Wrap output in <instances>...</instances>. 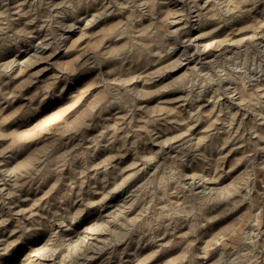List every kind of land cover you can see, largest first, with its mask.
Segmentation results:
<instances>
[{"label":"rangeland","instance_id":"374dc122","mask_svg":"<svg viewBox=\"0 0 264 264\" xmlns=\"http://www.w3.org/2000/svg\"><path fill=\"white\" fill-rule=\"evenodd\" d=\"M80 1L0 0V264H264V0Z\"/></svg>","mask_w":264,"mask_h":264},{"label":"bare ground","instance_id":"6f19581e","mask_svg":"<svg viewBox=\"0 0 264 264\" xmlns=\"http://www.w3.org/2000/svg\"><path fill=\"white\" fill-rule=\"evenodd\" d=\"M17 1V0H16ZM26 1V0H25ZM70 1H72V0H70ZM83 1V0H82ZM82 1H80V2H82ZM117 1V0H116ZM120 1V0H119ZM126 1V0H125ZM142 1V0H141ZM32 2V1H31ZM31 2H29V3H31ZM68 2H69V0H68ZM86 2H88V1H86ZM96 2V1H95ZM94 2V3H95ZM122 2V1H121ZM124 2V1H123ZM144 2V1H143ZM142 2V3H143ZM157 2V1H156ZM161 2V1H160ZM160 2H159V4H160ZM13 3V2H12ZM76 3V2H75ZM115 3H117V2H115ZM169 3V2H168ZM52 4V3H51ZM64 5L66 4V3H63ZM79 4V3H78ZM101 4V3H100ZM157 4V3H156ZM28 5V4H27ZM67 5V4H66ZM106 5V4H105ZM111 5H113V4H111ZM121 5H124V3H122V4H120V6ZM131 5V4H130ZM158 5V4H157ZM34 6V5H33ZM77 6H79V5H77ZM125 6V5H124ZM123 6V7H124ZM203 6V5H202ZM48 7V6H47ZM67 7H68V5H67ZM72 7V6H71ZM99 7V6H98ZM145 7V6H144ZM184 7V6H183ZM188 7V6H187ZM12 8V7H11ZM33 8V7H32ZM31 8V9H32ZM61 8V7H60ZM87 8V7H86ZM102 8V7H101ZM132 8H133V6H132ZM131 8V9H132ZM26 9V8H25ZM37 9V8H36ZM51 9V8H50ZM69 9V8H68ZM73 9V8H72ZM71 9V10H72ZM76 9H77V7H76ZM84 9V8H83ZM93 9V8H92ZM190 9V8H189ZM193 9V8H192ZM194 9H196V8H194ZM79 10V9H78ZM107 10V9H106ZM110 10H113V8L112 9H110ZM58 11H60V10H58ZM86 11V10H85ZM105 11V10H104ZM134 11V10H133ZM100 12V11H99ZM130 12H132V11H130ZM161 12V11H160ZM159 12V13H160ZM253 12V11H252ZM20 13V12H19ZM58 13V12H57ZM66 13V12H65ZM75 13V12H74ZM141 13H142V11H141ZM15 14H16V12H15ZM18 14V13H17ZM69 14V13H68ZM99 14V13H98ZM129 14V13H128ZM136 14V13H135ZM140 14V13H139ZM105 15V14H104ZM108 15V14H107ZM131 15H133V14H131ZM142 15V14H141ZM13 16V15H12ZM58 17H59V15H57ZM56 16V17H57ZM67 16V15H66ZM127 16V15H126ZM139 16V15H138ZM225 16V15H224ZM229 16V15H228ZM29 17H30V15H29ZM33 17V16H32ZM57 17V18H58ZM92 17H93V15H92ZM99 17V16H98ZM128 17V16H127ZM141 17V16H140ZM4 18V17H3ZM13 18V17H12ZM63 18V17H62ZM94 18H95V14H94ZM190 18V17H189ZM201 18V17H200ZM5 19V18H4ZM132 19V18H131ZM151 19V18H150ZM180 19V18H179ZM196 19V18H195ZM57 20V19H56ZM133 21H134V19H132ZM171 20V19H170ZM170 20H168V21H170ZM186 20V19H185ZM202 20V19H201ZM218 20H221V19H218ZM217 20V21H218ZM223 20V19H222ZM221 20V21H222ZM2 21V20H1ZM6 21V20H5ZM15 21V20H14ZM25 21V20H24ZM95 21V20H94ZM167 21V22H168ZM200 21V20H199ZM226 21V20H225ZM40 22V21H39ZM47 22V21H46ZM88 22H90V21H88ZM98 22V21H97ZM146 22H148V21H146ZM171 22V21H170ZM214 22H215V20H214ZM27 23V22H26ZM59 23V22H58ZM169 23V22H168ZM186 23V22H185ZM235 23H237V22H235ZM44 24V23H43ZM60 24V23H59ZM73 24H75V23H73ZM110 24V23H109ZM109 24H108V26H109ZM111 24H113V22L111 21ZM121 24V23H120ZM123 24V23H122ZM228 24V23H227ZM37 25V24H36ZM39 25H41V24H39ZM77 25V24H76ZM98 25V24H97ZM125 25V24H124ZM212 25V24H211ZM220 25H222V24H220ZM220 25L218 26L219 28H220ZM228 25H230V24H228ZM235 25V24H234ZM4 26V25H3ZM23 26V25H22ZM81 26V25H80ZM111 26V25H110ZM123 26V25H122ZM157 26V25H156ZM227 26V25H226ZM24 27V26H23ZM42 27V26H41ZM13 28V27H12ZM38 28H40V27H38ZM91 28V27H90ZM110 28V27H109ZM125 28V27H124ZM262 28V27H261ZM33 29V28H32ZM108 29V28H107ZM111 29V28H110ZM121 29H123V28H121ZM213 29V28H212ZM16 30V29H15ZM116 30V29H115ZM114 30V31H115ZM3 31H5L4 29H3ZM12 31V30H11ZM44 31V30H43ZM66 31V30H65ZM124 31V30H123ZM46 32V31H45ZM111 32V31H110ZM122 32V31H121ZM154 32H157V31H154ZM213 32V31H212ZM1 33H2V31H1ZM5 33H6V31H5ZM9 33V32H8ZM7 33V34H8ZM48 33V32H47ZM123 33V32H122ZM174 33V32H173ZM202 33V32H201ZM13 34V33H12ZM62 34V33H61ZM168 34V33H167ZM202 34H204V33H202ZM216 34V33H215ZM221 34V33H220ZM264 34V33H263ZM43 35V34H42ZM48 35V34H47ZM104 35V34H103ZM210 35V34H209ZM213 35V34H212ZM6 36V35H5ZM11 36V35H10ZM61 36V35H60ZM63 36H65V35H63ZM68 36V35H67ZM68 37H70V36H68ZM42 38V37H41ZM61 38V37H60ZM202 38V37H201ZM259 38V37H258ZM7 39V38H6ZM67 39V38H66ZM190 39V38H189ZM212 39V36H211V38L209 39V40H211ZM213 39H215V38H213ZM212 39V41H214ZM111 40V39H110ZM208 40V41H209ZM230 40V39H229ZM10 41H12V40H10ZM45 41V40H44ZM173 41V40H172ZM6 42V41H5ZM4 42V43H5ZM19 42V41H18ZM46 42V41H45ZM179 42V41H178ZM183 42V41H182ZM17 43V42H16ZM35 43V42H34ZM138 43V42H137ZM172 43V42H171ZM205 43V42H204ZM211 43V41H209V42H207V45L208 44H210ZM6 44H7V42H6ZM140 44V43H139ZM185 44V43H184ZM41 45V44H40ZM107 45V44H106ZM110 45V44H109ZM112 45V44H111ZM143 45V44H142ZM176 45V44H175ZM200 45V44H199ZM198 45V46H199ZM3 46V45H2ZM103 46V45H102ZM143 46H145V45H143ZM206 46V45H205ZM122 47V46H121ZM35 48L36 47H34V50H35ZM39 48V47H38ZM42 48V47H41ZM178 48V47H177ZM196 48V47H195ZM31 49V48H30ZM29 49V50H30ZM36 50H39V49H36ZM116 50V49H115ZM150 50H151V48H150ZM150 50H148V51H150ZM154 50V49H153ZM172 50H175V49H173L172 48ZM185 50V49H184ZM189 50V49H188ZM20 51V50H19ZM151 52V51H150ZM162 52V51H161ZM188 52V51H187ZM118 53V52H117ZM170 53V52H169ZM173 53V52H172ZM192 53V52H191ZM224 53V52H223ZM116 54V53H115ZM160 54H162V53H160ZM182 54V53H181ZM43 55V54H42ZM94 56V55H93ZM158 56V55H157ZM156 56V57H157ZM161 56V55H160ZM164 56V55H163ZM171 56V55H170ZM186 56V55H185ZM221 56V55H220ZM34 57V56H33ZM105 57V56H104ZM107 57V56H106ZM167 57V56H166ZM172 57V56H171ZM170 57V58H171ZM181 57V56H180ZM200 57V56H199ZM7 58V57H6ZM14 58V57H13ZM161 58V57H160ZM169 58V59H170ZM37 59V58H36ZM175 59V58H174ZM214 59V58H213ZM34 60V59H33ZM166 60V59H165ZM179 60V59H178ZM211 60H212V58H211ZM89 61V60H88ZM91 61V60H90ZM102 61V60H101ZM154 61V60H153ZM184 61V60H183ZM195 61V60H194ZM86 62V61H85ZM155 62V61H154ZM97 63V62H96ZM157 63V62H156ZM14 64V63H13ZM93 64V63H92ZM22 65V64H21ZM99 65V64H98ZM167 65V64H166ZM170 65V64H169ZM172 65V64H171ZM10 67V66H9ZM3 68V67H2ZM24 68V67H23ZM19 69V68H18ZM158 69V68H157ZM14 70V69H13ZM199 71V70H198ZM144 72V71H143ZM164 72V71H163ZM162 72V73H163ZM58 73H59V71H58ZM162 73H161V75H162ZM68 76V75H67ZM159 76V75H158ZM145 80V79H144ZM147 81V80H146ZM145 81V82H146ZM180 82V81H179ZM66 83V82H65ZM159 83V82H158ZM184 83V82H183ZM143 84H144V82H143ZM156 85V84H155ZM183 85V84H182ZM11 86V85H10ZM139 86V85H138ZM151 86H153V85H151ZM8 88V87H7ZM10 89V88H9ZM219 89V88H218ZM161 90V89H160ZM182 90V89H181ZM8 91V90H7ZM163 93V92H162ZM14 94V93H13ZM196 94V93H195ZM8 95V94H7ZM15 95V94H14ZM191 96V95H190ZM12 97H13V95H12ZM190 98V97H189ZM202 99H203V97H201ZM11 99V98H10ZM191 103V102H190ZM193 103V102H192ZM193 105V104H192ZM161 106V105H160ZM163 107V106H162ZM167 107V106H166ZM198 107H200V106H198ZM161 108V107H160ZM151 111V110H150ZM197 110H195V112H196ZM159 113V112H158ZM163 113V112H162ZM191 113V112H190ZM156 114V113H155ZM160 115H161V113H160ZM194 115V114H193ZM192 115V116H193ZM122 116V115H121ZM165 116V115H164ZM114 117V116H113ZM165 118V117H164ZM151 120V119H150ZM125 122V121H124ZM117 124V123H116ZM158 124H159V122H158ZM198 124V123H197ZM152 125V124H151ZM103 126V125H102ZM143 126V125H142ZM112 127V126H111ZM110 128V127H109ZM194 128V127H193ZM103 129V128H102ZM115 129V128H114ZM101 130V129H100ZM99 130V131H100ZM129 130V129H128ZM104 131V130H103ZM114 131V130H113ZM117 131V130H116ZM130 131V130H129ZM105 132V131H104ZM109 132V131H108ZM112 133V132H111ZM198 133V132H197ZM102 134V133H101ZM122 134V133H121ZM116 135V134H115ZM160 135H162V134H160ZM185 135V134H184ZM123 136V135H122ZM189 136V135H188ZM193 136V135H192ZM95 137V136H94ZM108 137V136H107ZM88 138H89V136H88ZM125 138V137H124ZM124 138H123V140H124ZM103 140H104V138H102ZM110 139V138H109ZM108 139V140H109ZM177 139V138H176ZM175 139V140H176ZM186 139V138H185ZM136 140V139H135ZM161 140V139H160ZM174 140V139H173ZM188 140V139H187ZM73 141V140H72ZM128 141V140H127ZM166 141V140H165ZM170 141H172V139L170 140ZM194 141V140H193ZM134 142V141H133ZM156 142V141H155ZM221 142V141H220ZM76 143V142H75ZM182 143V142H181ZM227 143V142H226ZM171 144V143H170ZM178 144V143H177ZM191 144V143H190ZM76 145V144H75ZM121 145H123V143L121 144ZM189 145V144H188ZM186 146V145H185ZM128 147V146H127ZM94 148V147H93ZM173 148V147H172ZM184 149V148H183ZM192 149V148H191ZM219 149V148H218ZM159 151V150H158ZM92 152V151H91ZM104 153V152H103ZM143 153H144V151H143ZM159 153V152H158ZM208 153V152H207ZM125 154V153H124ZM160 154V153H159ZM173 154V153H172ZM184 155V154H183ZM182 155V156H183ZM206 155H208V154H206ZM109 156V155H108ZM144 156V155H143ZM159 156V155H158ZM157 156V157H158ZM197 156V155H196ZM195 156V157H196ZM200 156V155H199ZM106 157V156H105ZM156 157V158H157ZM178 158V157H177ZM201 158V157H200ZM256 158V157H255ZM264 158V157H263ZM141 159V158H140ZM91 160V159H90ZM148 160H150V159H148ZM152 160V159H151ZM260 160V159H259ZM147 161V160H146ZM9 162V161H8ZM107 162V161H106ZM5 163V162H4ZM12 163V162H11ZM153 164V163H152ZM258 164L259 165H264V159H261L259 162H258ZM258 164H256V165H258ZM99 165V164H98ZM155 165V164H154ZM256 165H254V166H256ZM97 166V165H96ZM103 166H105V165H103ZM140 166V165H139ZM133 167V166H132ZM146 167V166H145ZM142 168V167H141ZM106 169V168H105ZM255 169V168H254ZM254 169H253V172H254ZM115 170V169H114ZM137 170V169H136ZM248 171V170H247ZM49 172H51V171H49ZM137 172H138V170H137ZM160 172V171H159ZM188 172V171H187ZM252 172V173H253ZM256 172V171H255ZM83 173V172H82ZM115 173V172H114ZM139 173V172H138ZM108 174V173H107ZM185 174V173H184ZM191 174V173H190ZM21 175V174H20ZM189 175V174H188ZM253 175V174H252ZM137 176V175H136ZM151 176V175H150ZM251 176V175H250ZM256 176V175H255ZM254 176V177H255ZM112 177H113V175H112ZM115 177V176H114ZM198 177V176H197ZM99 178V177H98ZM193 178V177H192ZM200 178V177H199ZM6 179V178H5ZM136 179V178H135ZM152 179V178H151ZM252 179H253V177H252ZM255 179V178H254ZM71 180V179H70ZM124 180V179H123ZM138 180V179H137ZM13 181V180H12ZM93 181V180H92ZM148 181V180H147ZM147 181H144L145 183L147 182ZM151 181V180H150ZM169 181V180H168ZM188 181V180H187ZM186 181V182H187ZM252 181V180H251ZM250 181V182H251ZM6 182V181H5ZM95 182V181H94ZM100 182V181H99ZM148 183V182H147ZM146 183V184H147ZM194 184L193 185H195L194 187H196V188H199V187H201L202 189L200 190L201 192L202 191H204V192H206V190H204V189H207V188H215V187H213L214 186V183H215V181L214 180H211L210 179V183H209V185L207 184L208 182H206V183H204V181L202 182V181H197V180H194V182H193ZM253 184V185H252ZM252 184H249V183H247V186L249 187V190H248V193H251V190H253V188H254V182L252 183ZM220 185V184H219ZM91 186V185H90ZM106 186V185H105ZM145 186V185H144ZM246 186V187H247ZM98 187V186H97ZM101 188V187H100ZM139 188V187H138ZM173 189H175V188H173ZM9 190V189H8ZM88 190V189H87ZM138 190V189H137ZM199 190V189H198ZM119 191V190H118ZM139 191V190H138ZM141 191H142V189H141ZM208 192V191H207ZM206 192V193H207ZM213 192V190L211 191H209L208 193H212ZM90 193V192H89ZM105 193V192H104ZM128 193V192H127ZM126 193V194H127ZM136 193H138V192H136ZM199 193V192H198ZM197 193V194H198ZM132 194V193H131ZM175 194V193H174ZM193 194V193H192ZM195 194V193H194ZM202 194H204V193H202ZM10 195V194H9ZM15 195V194H14ZM209 195H211V194H209ZM5 196V195H4ZM21 197V196H20ZM84 197V196H83ZM110 197V196H109ZM214 197V196H213ZM243 197H244V195H243ZM249 197V196H248ZM251 197V196H250ZM84 198H86V197H84ZM99 198V197H98ZM101 198V197H100ZM106 198V197H105ZM138 198V197H137ZM189 198V197H188ZM107 199V198H106ZM135 199V198H134ZM140 199V198H139ZM83 200V199H82ZM25 201V200H24ZM136 201V200H135ZM213 201V200H212ZM20 202V201H19ZM140 202V201H139ZM100 203V202H99ZM122 203V202H121ZM135 203V202H134ZM24 204V203H23ZM87 204V203H86ZM127 204V203H126ZM139 204V203H138ZM18 205V204H17ZM16 205V206H17ZM103 205H105V204H103ZM107 205V204H106ZM99 206V205H98ZM169 206V205H168ZM202 206V205H201ZM100 207V206H99ZM121 207H123V206H121ZM171 207V206H170ZM169 207V208H170ZM73 208V207H72ZM82 208V207H81ZM117 208V207H116ZM131 208V207H130ZM162 208V207H161ZM171 208H173V207H171ZM127 209V208H126ZM164 209V208H163ZM162 209V210H163ZM70 210V209H69ZM77 210V209H76ZM139 210V209H138ZM137 210V211H138ZM57 211V210H56ZM83 211V210H82ZM122 211V210H121ZM125 211V210H124ZM127 211V210H126ZM52 212V211H51ZM39 213V212H38ZM101 213H103V212H101ZM7 214V213H6ZM36 214H37V212H36ZM114 214V213H113ZM116 214V213H115ZM109 215V214H108ZM111 215V214H110ZM117 215V214H116ZM12 216V215H11ZM136 216V215H135ZM5 217V216H4ZM42 217V216H41ZM77 217V216H76ZM122 217V216H121ZM130 217V216H129ZM6 218V217H5ZM66 218V217H65ZM108 218V217H107ZM116 218V217H115ZM124 218V217H123ZM0 219H2V218H0ZM7 219V218H6ZM5 219V220H6ZM63 219V218H62ZM75 219V218H74ZM30 220V219H29ZM1 221V220H0ZM51 221V220H50ZM54 221V220H53ZM63 221V220H62ZM31 223V222H30ZM48 223V222H47ZM131 223V222H130ZM136 223V222H135ZM1 224V223H0ZM32 224V223H31ZM24 225H25V223H24ZM55 225V224H54ZM132 225V224H131ZM133 225H135V224H133ZM28 226V225H27ZM45 226V225H44ZM127 226V225H126ZM64 227V226H63ZM134 228V227H133ZM31 229V228H30ZM54 229V228H53ZM94 229V228H93ZM25 230V229H24ZM52 231V230H51ZM112 231H113V229H112ZM123 231V230H122ZM121 231V232H122ZM61 232V231H60ZM84 232V231H83ZM88 232V231H87ZM90 232V231H89ZM117 232V231H116ZM247 233H246V235H247V237H246V239H247V241L250 239V234H249V232L248 231H246ZM51 233V232H50ZM95 233V232H94ZM109 233V232H108ZM4 234V233H3ZM97 234V233H96ZM126 235V234H125ZM128 235V234H127ZM157 236V235H156ZM124 238V237H123ZM127 238V237H126ZM249 238V239H248ZM91 240V239H90ZM115 240V239H114ZM113 240V241H114ZM117 240V239H116ZM89 241V240H88ZM118 241V240H117ZM91 242V241H90ZM45 243V242H44ZM49 243V242H48ZM5 244H6V242H5ZM8 244V243H7ZM97 244V243H96ZM95 244V245H96ZM100 245V244H99ZM7 246V245H6ZM45 246V245H44ZM64 246V245H63ZM67 246V245H66ZM102 247H103V245H101ZM6 248V247H5ZM64 248V247H63ZM71 248V247H70ZM98 248V247H97ZM106 248V247H105ZM123 248V247H122ZM4 250V249H3ZM49 250V249H48ZM67 250H69L68 248H67ZM71 250V249H70ZM76 250V249H75ZM84 251H87V249L86 250H84ZM52 252V251H51ZM2 253V252H1ZM45 253V252H44ZM55 253V252H54ZM79 253V252H78ZM81 253V252H80ZM46 254V253H45ZM50 254V253H49ZM51 254H53V253H51ZM76 254V253H75ZM124 254V253H123ZM35 255H37V254H35ZM40 255V254H39ZM56 255V254H55ZM62 255V254H61ZM78 255V254H77ZM53 256H54V254H53ZM76 256V255H75ZM85 256H87V254L85 255ZM49 257H50V255H49ZM48 257V258H49ZM45 258V257H44ZM52 258V257H51ZM27 259V258H26ZM71 259V258H70ZM73 259V258H72ZM83 259H84V257H83ZM59 260H60V258H59ZM64 260V259H63ZM77 261V260H76ZM69 262H71V261H69Z\"/></svg>","mask_w":264,"mask_h":264}]
</instances>
